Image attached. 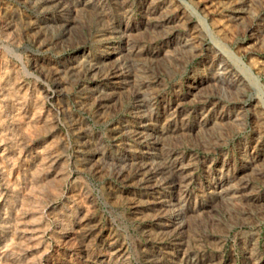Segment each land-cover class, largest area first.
<instances>
[{
    "label": "rangeland",
    "instance_id": "1",
    "mask_svg": "<svg viewBox=\"0 0 264 264\" xmlns=\"http://www.w3.org/2000/svg\"><path fill=\"white\" fill-rule=\"evenodd\" d=\"M0 264H264V0H0Z\"/></svg>",
    "mask_w": 264,
    "mask_h": 264
}]
</instances>
